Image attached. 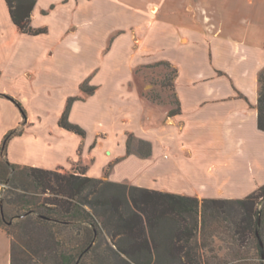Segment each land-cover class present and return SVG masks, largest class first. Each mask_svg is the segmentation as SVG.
<instances>
[{"label":"crops","instance_id":"obj_1","mask_svg":"<svg viewBox=\"0 0 264 264\" xmlns=\"http://www.w3.org/2000/svg\"><path fill=\"white\" fill-rule=\"evenodd\" d=\"M35 1L30 24L46 32L31 36L16 28L6 1L0 0V146L9 131L22 129L7 144L10 163L66 173L60 166L75 156H88L95 162L94 153L100 149L106 160L94 174L90 172L94 163L88 164L87 176L100 178L99 169L114 159L115 168L106 177L110 181L200 200L243 199L264 184V132L257 126L258 79L264 69V0H133L135 6H130L129 0L106 1L110 10L104 16L112 13L114 20L112 25L103 21L105 31L115 28L106 31V38L117 29H125L126 23L145 20L134 12L137 9L154 8L155 15H148L149 25L138 52L126 55L127 69L120 80L126 96L123 94L122 99L129 104L122 117L140 116L139 124L148 122L147 134L143 135L145 130L138 124L134 126L138 137H107L101 145L88 137L87 127L74 116L83 105L103 110L105 103V83L99 79L104 70H86L93 50L88 48L81 23L73 14L82 5L88 9L90 1ZM122 35L111 42L103 56L105 39L99 50L100 61L108 56L113 59L117 47L125 45L127 38ZM82 55L84 65L74 70L75 59ZM145 61L165 62L176 71L172 85L175 108L169 106L158 119L133 85L135 68ZM74 71L83 72V77L76 91L65 94L56 114L53 129L62 136L59 141L39 124L32 128L36 124L28 113L26 94L32 93L38 100L43 87L51 82L61 86ZM85 82L93 87V93L82 91ZM46 100L43 96L44 105ZM69 101L68 121L79 126L84 137L58 124ZM176 108L179 112L170 115ZM122 117L119 125L114 117L112 123L120 126ZM102 124L103 114L98 120V125ZM28 133L34 137H27ZM134 138L146 146L144 154L131 150ZM19 139H28L30 145L16 157L11 149ZM32 149L46 162L28 160ZM0 264H11V239L2 227Z\"/></svg>","mask_w":264,"mask_h":264},{"label":"trees","instance_id":"obj_2","mask_svg":"<svg viewBox=\"0 0 264 264\" xmlns=\"http://www.w3.org/2000/svg\"><path fill=\"white\" fill-rule=\"evenodd\" d=\"M5 1L21 33L46 32L30 24L35 0ZM258 81L257 126L264 132V69ZM71 101L58 124L84 137L68 121ZM21 133V128L9 131L0 146V185H6L0 227L11 239V264H36L45 258L53 264H249L244 263L249 249L250 264H264V184L243 199L200 200L79 171L63 174L12 164L6 159L7 144ZM45 193L49 197L40 199ZM60 228L74 231L71 240L61 239ZM214 239L227 241L230 263L214 255Z\"/></svg>","mask_w":264,"mask_h":264},{"label":"rangeland","instance_id":"obj_3","mask_svg":"<svg viewBox=\"0 0 264 264\" xmlns=\"http://www.w3.org/2000/svg\"><path fill=\"white\" fill-rule=\"evenodd\" d=\"M90 3H88L89 7L88 9H83V5L79 8H77L76 13L74 14L76 22L81 23L80 31L83 33V36H86V42L88 48H92V58L89 62L86 60L85 66L87 67L86 70H90L93 67H100V70L103 68V74L99 76V79L103 81L104 87H103V98L105 99V103H103V110L101 109H94L91 108L89 105H83L81 106L75 113L74 116H77L78 119L87 127L88 137H94V141L98 142L100 145L103 143V140H105L107 137H120L119 139H126L129 137H138L136 136V128L134 129L135 125H138L140 122V116L139 120L136 119L135 116L131 114H127L124 117H122L123 113L127 112L129 108V104L126 103L125 100L122 99V95L124 94V98L126 99L125 92L123 87L120 86V80L125 74L127 69V61H126V55H129L128 53H137L139 50V47L142 43V40L145 38V31L149 25L148 22V15L152 14V8L151 10L148 7L142 8L143 11H134L135 13L142 14L145 17V20L141 22H129L123 25V27L127 25L125 29H117L113 33H111L108 38H106V31H113L115 28L114 26L107 27L105 31L106 25H104L106 22L108 25H112L113 18L112 13H108L109 15L104 16L109 12L110 8H107L106 6L108 3L106 1L108 0H89ZM130 1V6H135L136 2L133 0ZM83 2V1H82ZM81 3H79L78 6H80ZM77 6V7H78ZM148 6V4H147ZM87 8V7H86ZM148 8V9H147ZM155 10V9H154ZM138 11V12H137ZM144 13V14H143ZM140 15V16H142ZM56 16V15H54ZM53 16V17H54ZM209 16V15H208ZM154 21V19H152ZM104 21V24H103ZM119 24V20L115 22V25ZM121 24V23H120ZM129 30V31H128ZM212 32L211 30H209ZM216 32V31H213ZM54 34V33H53ZM124 34V35H122ZM124 36L126 39L124 46L117 45V51L113 53V59L108 56L105 57L106 59H110L108 62L104 60L100 61L99 58V50L102 48L103 43H105V39L107 40V43L105 46H103L102 54L103 56L109 51L110 44L113 40H115L118 36ZM132 40V41H131ZM120 43V42H119ZM94 54V55H93ZM83 55L79 58L77 57L75 59V69H78L81 66L84 65V61L82 59ZM103 62V63H102ZM107 63V64H106ZM107 68H106V67ZM98 70V69H97ZM173 68L171 66H167L165 62H148L145 61L141 65H138L137 68H135L134 75H133V85L139 90L140 95L147 100V105L152 109V115H154L155 118H159L160 116L164 115L166 112V109L171 106L172 108H175V98L173 95V88H172V82H173ZM117 71V72H116ZM96 69L93 70V75L95 74ZM83 77V72L80 73L78 71H74L69 76H67L65 79H63L64 82L61 86L56 85L57 83L51 82L46 87H43L41 90V93L39 96V99L37 100L35 98V95L32 93H27L26 96L29 100L27 103V110L30 115L31 121L35 122V126L32 128H36L37 124H39V127L43 130H48L52 137H55L59 141H61L62 136H58L54 129L53 124L56 117V114L59 110V108L62 106L63 103V97L65 94L76 91L77 87L76 84L78 81L81 80ZM124 77V76H123ZM62 79V78H61ZM82 88L86 90L87 93H93V87H90V84L85 82L81 85ZM23 95V94H21ZM43 96H46L47 100L45 105L42 102ZM83 97H87V94L84 93ZM78 99H82L77 97ZM107 112L113 113V117L117 118L114 119V122L116 125H119L120 117H122L121 122L122 124L120 126H116L112 123V115L106 114ZM160 113V116H159ZM103 114V124L98 125V120L102 119ZM102 123V122H101ZM142 126L145 130L143 135L146 136L149 125L148 122L145 124L141 123L139 124ZM100 126V127H99ZM102 126V127H101ZM3 126H0V136L2 133ZM21 128V127H20ZM139 130L141 127H138ZM134 129V130H133ZM141 131V130H140ZM36 133V132H35ZM27 137H34L33 133H28ZM1 141V137H0ZM96 144V143H95ZM117 144L119 143V140L117 141ZM30 143L28 139H19L13 142V147L11 149L12 153L19 157L22 154L23 147H29ZM87 145V144H86ZM78 146V142H77ZM131 150L134 152H139L140 154H144L146 152V146L139 145L136 141V138L134 140L132 139L131 143ZM36 149H32V151L29 153L28 160H32L34 162L41 163L42 161L46 162L45 159H42L41 155L34 152ZM43 151V150H42ZM47 155L48 152H47ZM95 156V162L94 159H90L89 157L83 156V159L79 158V156H75V158L71 161H69L66 165L60 166L62 170H65L66 173L60 172L63 174L72 173L74 171L84 172L85 169H87L89 165L91 166V173L94 174V172H97V169L100 167V165H103L105 162L104 154L100 149H97L94 153ZM47 160H51L49 157ZM53 160V159H52ZM89 161V163H88ZM116 161L114 159L111 160V162H108L103 166V168L99 169V172L101 173L100 178L102 180H108L106 177L107 175L115 168L114 164ZM59 172V171H58ZM86 175V174H85ZM90 177V176H89ZM94 178V177H92ZM110 181V180H109ZM123 184L130 185L128 183L123 182ZM6 185H0V197H4L5 191L4 187ZM132 186V185H130ZM40 199H45L49 197L48 193L39 195ZM90 211V210H89ZM101 224V223H100ZM101 226H103L101 224ZM62 234V240H71L72 235L74 234V231L70 230L69 228H60ZM103 230V229H102ZM103 232V231H102ZM210 248H212L214 251V255H218V257H223L227 259V261H231L232 258V250L230 249V246L228 245L227 241L220 242L219 240H215L210 244ZM100 251H103V245H101ZM249 251V256L247 257V260H244V263H251L252 261V255L253 251ZM99 252V250H98ZM26 263L28 260H25ZM53 260L51 258H45L43 260H39L36 264H53ZM33 264V263H32Z\"/></svg>","mask_w":264,"mask_h":264}]
</instances>
